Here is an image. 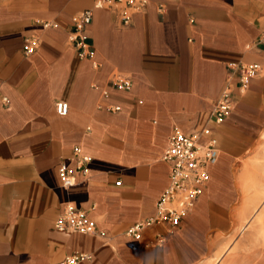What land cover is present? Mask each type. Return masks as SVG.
I'll return each instance as SVG.
<instances>
[{
  "label": "crops",
  "instance_id": "crops-1",
  "mask_svg": "<svg viewBox=\"0 0 264 264\" xmlns=\"http://www.w3.org/2000/svg\"><path fill=\"white\" fill-rule=\"evenodd\" d=\"M146 1L129 27L95 9L85 27L94 56L81 59L68 42L72 17L94 0H0V264L77 254L88 256L79 264H264V201L245 204L262 200L264 180L247 191L240 175L264 136V0ZM31 35L39 47L25 56ZM229 64L262 70L241 91ZM228 78L233 108L216 124ZM205 127L218 157L193 208L172 232L154 224L127 235L155 218L171 186L172 133ZM75 147L91 158L88 174L64 187L58 169L75 168ZM68 206L102 234L56 230ZM252 218L262 223L244 224Z\"/></svg>",
  "mask_w": 264,
  "mask_h": 264
},
{
  "label": "built area",
  "instance_id": "built-area-1",
  "mask_svg": "<svg viewBox=\"0 0 264 264\" xmlns=\"http://www.w3.org/2000/svg\"><path fill=\"white\" fill-rule=\"evenodd\" d=\"M146 0H94L93 8L80 12L72 17L73 30L69 33L68 42L78 50L81 59H91L94 52L88 43L85 27L92 22L95 9H105L119 16L122 26L129 27L132 16L141 12L146 7ZM162 9V8H160ZM39 39L33 35L25 38L23 54L31 56L39 47ZM264 46V33L258 42ZM229 75L236 73L238 87L241 91L248 88L251 79H254L261 72L258 64H229ZM232 79L228 78L227 84L216 101L211 119L220 124L229 115L233 108L232 100ZM119 89H128L130 83L121 82L117 85ZM57 114L65 116L68 110L67 103L55 102ZM117 111L118 108H115ZM206 140L201 143L200 139ZM218 150L216 140L211 137V130L205 127L202 131L189 135L182 134L175 130L163 155V161L171 168V186L165 193L157 206V215L146 224L132 226L127 235L138 237L143 228L154 224H161L167 227L168 232L178 227L181 218L189 212L202 192V188L208 181V164L216 162ZM75 168L62 164L58 169V176L64 187H71L76 182V172L86 176L91 158L82 154L80 147L73 150ZM118 183L117 185H119ZM54 228L61 232L76 233L82 235H100L96 222L91 219L84 210H77L71 206L65 208L54 223ZM88 259L85 254H77L66 257L60 264H79Z\"/></svg>",
  "mask_w": 264,
  "mask_h": 264
},
{
  "label": "rangeland",
  "instance_id": "rangeland-1",
  "mask_svg": "<svg viewBox=\"0 0 264 264\" xmlns=\"http://www.w3.org/2000/svg\"><path fill=\"white\" fill-rule=\"evenodd\" d=\"M257 145L259 147L256 149L255 156L249 161H247V164L245 165L244 170L241 172V178L244 183L247 182V191H252V190H258L259 186V181L264 180V136L259 139L257 142ZM257 155V156H256ZM256 157V158H255ZM256 190V192H258ZM264 192V190H263ZM263 198L262 200H250V201H245V204L248 205L247 208L250 209L251 207L253 210L256 208V204L262 203L264 201V194H262ZM254 206V207H253ZM254 214V213H253ZM258 223H262L261 221H257L256 218L249 219L245 225L250 224V225H257ZM224 249L222 248L219 253L216 255L222 256L224 254Z\"/></svg>",
  "mask_w": 264,
  "mask_h": 264
}]
</instances>
